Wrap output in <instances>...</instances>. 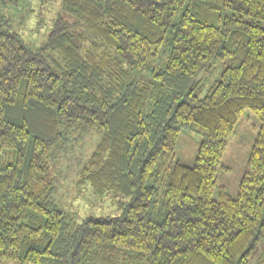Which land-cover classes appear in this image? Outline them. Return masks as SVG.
Wrapping results in <instances>:
<instances>
[{"label":"trees","instance_id":"1","mask_svg":"<svg viewBox=\"0 0 264 264\" xmlns=\"http://www.w3.org/2000/svg\"><path fill=\"white\" fill-rule=\"evenodd\" d=\"M23 2L0 0V264H249L264 245V0H59L37 47L13 26ZM245 110L259 131L236 195L214 199ZM183 130L200 136L191 165ZM92 134L78 185L118 213L76 223L51 165Z\"/></svg>","mask_w":264,"mask_h":264},{"label":"rangeland","instance_id":"2","mask_svg":"<svg viewBox=\"0 0 264 264\" xmlns=\"http://www.w3.org/2000/svg\"><path fill=\"white\" fill-rule=\"evenodd\" d=\"M18 13H12L13 26L19 29L23 40L31 47H37L45 39L46 29L37 31L36 23L41 16L46 26H49L59 12V0H27L23 2ZM32 13L27 18L28 10ZM225 64L216 62L207 73H202L199 87L193 93L199 98L207 94L209 87L219 79ZM144 81L150 78L149 72L140 75ZM260 128V122L250 110H245L240 117L235 135L228 141L226 151L217 171V189L214 199H217L218 189L235 196L253 141ZM97 135L92 134L78 144L67 146L65 152L56 154L51 176L54 178L53 200L65 210L74 222L80 223L88 217H111L117 215L116 200L109 196L97 197L86 186L78 185L80 170L86 164L88 157L97 142ZM200 142L196 133L183 130L180 134L175 151V157L183 164L191 165L195 159ZM249 264H264V245L258 246Z\"/></svg>","mask_w":264,"mask_h":264}]
</instances>
